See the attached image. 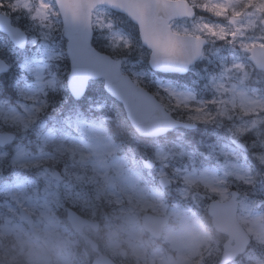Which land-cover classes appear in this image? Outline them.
Returning a JSON list of instances; mask_svg holds the SVG:
<instances>
[{"label":"snow or ice","instance_id":"snow-or-ice-1","mask_svg":"<svg viewBox=\"0 0 264 264\" xmlns=\"http://www.w3.org/2000/svg\"><path fill=\"white\" fill-rule=\"evenodd\" d=\"M101 97L157 137L185 130L147 168L264 207V0H0V191H71L33 149L75 143Z\"/></svg>","mask_w":264,"mask_h":264},{"label":"rangeland","instance_id":"rangeland-1","mask_svg":"<svg viewBox=\"0 0 264 264\" xmlns=\"http://www.w3.org/2000/svg\"><path fill=\"white\" fill-rule=\"evenodd\" d=\"M112 15L118 21H124L123 24L118 23L117 26L123 28L126 33L132 36L130 30L133 28L128 26V21L120 14L113 12ZM97 121L104 123V121L108 122V119ZM72 129L75 135L81 136L87 142L86 147H81L76 139H74L76 142L73 143L72 140L65 141L57 136L55 143L47 146L42 144L40 147L35 148V151L43 152L47 157L50 154L47 153L46 148L50 147L56 150L62 148L63 151L61 153L70 154L66 158L72 163L69 167L71 172L89 171L90 179L85 184L87 187L89 186V189L85 192H76L77 194H75L72 182L67 180L64 184L70 185L72 189L67 191V198L62 196V192L65 191L64 188L56 196H49L47 199L43 195L37 198L33 190L27 192L14 190L12 195H7L2 191L4 200L0 202V238L5 241L12 240L9 241V244L13 243V245H9L10 251L7 258L10 260L18 258L20 264H50V262L47 263L45 261L46 255L50 254L56 260L55 264H68L67 259L70 254V248L76 244H82L81 240L71 237L65 218L62 217L65 207L72 206L80 212L88 214L91 219L97 217L96 219L102 221V231L89 234L100 243L104 254L113 259L119 260L120 257L123 259L118 262L153 264L156 260L158 264H193L192 261L196 256V249L200 245L199 238L202 234V230L199 226L197 227L198 223L195 218L196 216H203L211 200H225L228 197L226 190L218 184H206L199 175L194 177L191 182L181 180L180 183H177V178L173 175L172 169H169V177L173 180L174 187L168 190L157 189L158 191L155 193L154 187L150 188L149 184L146 183L140 184L144 179L160 177L155 169L144 171L146 178L142 175L141 179H139L137 174L136 176L131 175L132 173L127 171L125 164L120 158L115 159L113 162L115 164L109 165L105 162L102 165L106 153L114 151L108 146L109 143L106 140L109 137L106 136V132L91 122L87 124L84 122L82 126L74 124ZM164 151L176 152L177 154L179 152L178 149L176 151L168 149ZM164 151L158 150L156 152ZM73 157H75V162ZM102 166L104 170H108V175L113 177L116 193L112 192L110 188L108 175L102 173ZM78 185L84 186L81 183ZM241 186L243 189L244 185H239V187ZM244 188L245 196L248 197L245 201L243 199L244 196L239 200V220L244 223L248 230L247 232L252 236L254 246L250 251L251 253H247L241 262L264 264V260L252 252L255 247L256 250L260 251L259 245L264 244V214L260 210L264 209V207L252 206L253 201L257 197L252 196L251 189L245 186ZM161 193L164 196H168L167 200L171 198L178 201H170V206L166 208L163 205L164 199L160 195ZM179 202L192 207L191 212H188L189 209H185L186 206H179L177 204ZM109 204H114L116 207L112 210ZM18 206L34 218L42 220L40 227L36 224L43 239V249L39 251L41 258H34L31 253L30 248H34L37 245L31 234L23 231L19 224L14 223L18 218ZM101 206L103 209L100 208ZM147 212L154 215L165 213L172 220V225L164 230L161 240L162 247L157 248L144 244L138 217L140 214ZM116 213L118 214L117 217L115 216ZM7 217L12 218L11 224H4V219ZM57 231L60 232V242H62L60 251H64L60 254H58L59 251L54 252L53 246L54 240L57 238L55 236ZM215 236L217 235L215 234ZM146 240L153 244L149 237H146ZM218 241L217 238H214L208 245L203 264L209 262L214 264L215 260L213 258L220 251ZM82 251L86 254H91L84 245ZM152 254H154L153 257L151 256ZM79 262L82 261L79 260Z\"/></svg>","mask_w":264,"mask_h":264},{"label":"water","instance_id":"water-1","mask_svg":"<svg viewBox=\"0 0 264 264\" xmlns=\"http://www.w3.org/2000/svg\"><path fill=\"white\" fill-rule=\"evenodd\" d=\"M131 126L134 128V130L140 135L145 137H157L155 135L156 128L151 123H146L140 120H137L135 118L129 119L127 118ZM160 184L162 187H166L169 185L168 181L165 179L160 180ZM236 197L231 198L229 202H227L224 205V208L227 209L228 213H231L230 216L226 215L224 208L219 210V207H217L215 204H212L210 207V212H218V214L215 215L216 221L221 224V231L224 233H230V235L235 238V246H230V243L227 242L224 246L223 256H222V262L221 264H225L233 260L238 254H241L244 250L246 245L248 244V238L243 235L241 230H237L235 226H233L231 220L235 222V213H236ZM219 212L221 215H219ZM214 214V213H213ZM231 218V220H230ZM69 221L71 222L74 229H80L85 224V221L77 217L73 212L69 213ZM88 223V222H87ZM95 248V246H94ZM93 264H112L107 259H104V257H98L94 260Z\"/></svg>","mask_w":264,"mask_h":264},{"label":"trees","instance_id":"trees-1","mask_svg":"<svg viewBox=\"0 0 264 264\" xmlns=\"http://www.w3.org/2000/svg\"><path fill=\"white\" fill-rule=\"evenodd\" d=\"M133 32L135 33V28L133 29ZM105 103L106 102L102 97L97 101V104L100 105H104ZM104 109V114H107L111 119H113L112 124H110L111 132L120 140L124 141L128 149H132V151H134L136 154L140 152L145 153L146 149H148V142L145 140H141L140 138H137L135 136L126 121L125 116L115 108L111 110H109L108 108ZM128 134L130 135V137H128Z\"/></svg>","mask_w":264,"mask_h":264},{"label":"flooded vegetation","instance_id":"flooded-vegetation-1","mask_svg":"<svg viewBox=\"0 0 264 264\" xmlns=\"http://www.w3.org/2000/svg\"><path fill=\"white\" fill-rule=\"evenodd\" d=\"M86 217H89V215H85ZM33 219H35L33 217ZM18 220V218L16 219ZM19 221V220H18ZM6 222V220L4 219V223ZM8 224L12 223V218H10L9 220H7ZM99 223V232L102 231L100 230L102 227V221L98 222ZM26 224L24 223V230L26 231ZM56 237H59V233H56ZM2 238H0V264H19V260L17 259H13L10 260L7 258V256H9V254L7 252L10 251L9 245H13V243L9 244V241L12 240H1ZM60 245V241L59 240H55V247H59ZM40 249H43V244H42V240L38 243V245H36L34 248H30L31 253L33 255L34 258H41L42 256L40 255L39 251H41ZM46 261H49L50 264H55L56 260L52 258L51 255H46L45 257Z\"/></svg>","mask_w":264,"mask_h":264}]
</instances>
